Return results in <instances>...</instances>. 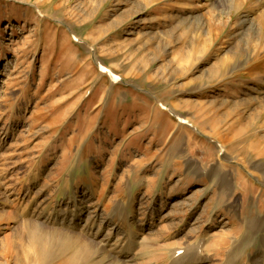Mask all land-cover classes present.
<instances>
[{"label": "rangeland", "instance_id": "374dc122", "mask_svg": "<svg viewBox=\"0 0 264 264\" xmlns=\"http://www.w3.org/2000/svg\"><path fill=\"white\" fill-rule=\"evenodd\" d=\"M243 1L0 0V264H73L35 242L72 216L122 252L133 233L125 264H264V0Z\"/></svg>", "mask_w": 264, "mask_h": 264}, {"label": "bare ground", "instance_id": "6f19581e", "mask_svg": "<svg viewBox=\"0 0 264 264\" xmlns=\"http://www.w3.org/2000/svg\"><path fill=\"white\" fill-rule=\"evenodd\" d=\"M263 19H264V11L261 12L260 16L258 17L257 22L259 23V25L263 24ZM245 22H246V24H249L248 20ZM64 216H66V215H64ZM77 217H79V216H75L74 218L72 216V218L70 220H68L67 231L66 230L65 231H62V230L56 231L55 229L53 230V229H49V228H45V227L41 228L42 232H44V233L43 234L38 233L39 236L37 239H35V242L37 243V246L39 247L41 254L43 256V259L45 261H48V259H50L54 256H58V255H56L57 254L56 251L58 252V254H62V255L67 256V262L73 263V264H88L89 261H94L92 264H96V263L97 264H123V263L125 264V263H128V261L133 260L131 257V253L136 248L134 246L138 245L137 238H136V236L134 238L133 233L132 234L130 233V235H129L130 240H131V244L133 243L132 244L133 246H130L129 248H127L126 252H124V250L122 252L124 245L121 246V245H117L118 243H111L113 240L114 241L116 240V235L119 236L122 233L117 232V233L113 234L111 232V233H107L106 236H104L105 231L103 229H100V227H99V229L96 232H94L93 231L94 229L91 228L90 225L85 222V226L87 228V230H86L87 234L86 235H88V239H86V238L82 237L81 235L74 233V230H76L80 225L84 224L83 219L77 218ZM53 220H55L54 221V222H56L55 224H59V223L65 224V221H66L65 218H61V217L59 218L58 216L55 217ZM46 221H47V219H46ZM116 223H117V221H116ZM47 224L49 225V223H47ZM261 224L263 225L262 222H261ZM69 230L70 231L73 230V232H69ZM124 233H126V231ZM47 236H50V237L47 238ZM100 239L102 240V242H103L102 244H104V245H102L101 243L98 242ZM64 241H65V243H64ZM96 241L101 245H98ZM47 243L51 244V248L53 247L55 250H53V248L52 249L50 248V250H49V248L46 246ZM104 247L109 248L111 250V252H115L118 250V255H120L122 253L124 255L123 258L120 260L119 257L117 256L118 258L115 259L114 257L109 256L110 254L109 255L105 254V251L103 249ZM179 249L180 248L175 249L173 252H175L176 250H179ZM181 250L182 249H180V251ZM184 250L190 251V252L187 254L182 253V257H181V254H179L180 251L176 255L172 254L174 256L179 255L178 258L181 262L179 260L178 261L181 264H187V263L192 264L198 260H201V259L197 258V252L194 248H193V251L191 250V248H185ZM36 251H38V249ZM198 252H199V250H198ZM87 253H88V255H87ZM97 258H99V259H97ZM176 260H177V258H176ZM263 261H264V259H263Z\"/></svg>", "mask_w": 264, "mask_h": 264}]
</instances>
